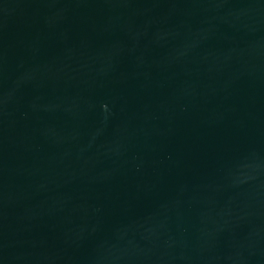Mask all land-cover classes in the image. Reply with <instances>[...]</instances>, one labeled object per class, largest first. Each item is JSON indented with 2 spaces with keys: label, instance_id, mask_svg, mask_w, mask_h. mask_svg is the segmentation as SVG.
Segmentation results:
<instances>
[{
  "label": "water",
  "instance_id": "water-1",
  "mask_svg": "<svg viewBox=\"0 0 264 264\" xmlns=\"http://www.w3.org/2000/svg\"><path fill=\"white\" fill-rule=\"evenodd\" d=\"M0 264H264V0H0Z\"/></svg>",
  "mask_w": 264,
  "mask_h": 264
}]
</instances>
